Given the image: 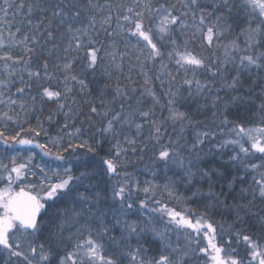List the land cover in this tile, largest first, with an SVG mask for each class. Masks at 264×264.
Segmentation results:
<instances>
[{
  "label": "snow or ice",
  "instance_id": "6c2138e0",
  "mask_svg": "<svg viewBox=\"0 0 264 264\" xmlns=\"http://www.w3.org/2000/svg\"><path fill=\"white\" fill-rule=\"evenodd\" d=\"M8 7V0H5ZM185 9H199V24L204 26L207 19L215 15V20L208 24L206 33L201 28V36L207 45L211 47L214 41H219L232 30V21L234 17L239 16L241 12L249 17L248 27L241 30V34L245 37L244 46L241 47L235 39L226 44L219 45L222 47V56H218L210 63H206V59L202 56H197L187 49V40L183 50L181 46L176 44V41L171 40L172 49L167 53L169 61L174 60L177 70L185 72L184 85L188 87V95L184 96L177 88L172 91L171 88L165 92L167 99L168 115L163 120H151L150 134L146 138V147L141 151L147 150V143L151 142L153 151L152 159L155 162L163 163L167 168L173 165L182 171V176L176 177L175 180L169 179L164 185L168 190L169 196L173 195V190L178 181L183 180L187 185L193 183L200 184L207 182V192H203L201 187H197L193 192V197L201 196L209 200L205 205V210L211 211L220 208L224 212L235 214V221L241 222L245 216L256 215L252 209L256 201L264 203V85H260L259 92H253L252 89L257 87L259 77L248 88L242 87L241 75L244 72H251L252 69L257 71L264 69V50H260L264 44V0H214L208 5L210 11L200 7L198 0H191V4H184ZM25 7L27 11L25 16L31 17L34 13H40V19L35 24H32L29 19V25L33 34L25 33L22 39H15L20 29L17 28L15 33H8L6 45L3 33H0V50L5 46L9 51H0V62H2L3 71L0 72L4 78L0 79V88H6L11 83V77L16 71L15 65L23 64L27 69L33 57L37 60H42L41 68L36 71H28L29 79L33 77L40 79L41 69L45 79H50L51 75L48 72L49 58L54 52L60 51V41L67 39V44L63 48L66 62L60 64L57 62L56 68L62 69L65 73H71L75 57L67 59L70 52L84 51V59L86 68L95 70L99 62L100 49L95 45L96 40L91 39L89 30L94 29L97 23L96 13L102 12L104 8L112 9V5L106 0L105 4L100 5L93 3V0H20L16 5L17 11L23 12ZM140 8V11H136ZM7 14V8L4 9ZM175 5L165 6L160 4L158 7H152V0H132L129 6L124 7L125 15L122 18L118 17L117 28L122 32L125 24L127 30L132 37L137 39V44H142L140 54L143 55L147 50L145 60L139 61L141 73L144 76L145 87L141 96H149L153 100V106L146 111L140 110L141 101L137 99L136 106L130 102L129 92L126 87H121L117 84L114 95L111 100L104 98V90L99 94V105L95 98L91 101H83L85 104H91L89 108V116L99 118L101 127L94 134L101 136V139L96 140L95 144H89L88 141H83L79 147H87V151L97 154L100 146L105 142L106 138H116L119 133L117 126L121 129L128 126L130 129L133 125L136 129V136L141 135L144 127L141 123H135L137 118L148 121L151 115H154V106L160 104L159 98L151 88L150 77L145 71V63L147 61H155L161 59L160 72L157 74V79L160 78L167 68L163 62V53L161 47L162 42L166 37L171 36L172 29L177 25H184L185 21L181 19L186 17L188 12L185 11L179 16L175 15ZM50 13L51 18L48 19L46 25L43 24L44 19ZM217 13H219L217 15ZM193 20L197 19L196 12H192ZM111 14L104 17L101 22V27L110 26ZM124 23H121L120 20ZM57 21L53 27L52 21ZM256 20L259 23L256 27H251V24ZM43 25V26H42ZM59 33V35H57ZM44 34L43 40L40 36ZM111 35V33H107ZM89 39L85 40L84 37ZM56 41L55 43H53ZM158 44L161 46L158 47ZM50 45V47H48ZM13 46L22 49L23 54L14 56L11 49ZM25 56L28 58L25 59ZM139 59V57H138ZM11 62V63H9ZM118 68L119 65H116ZM204 69L206 74L211 79L203 82L196 79L198 70ZM192 72V77L188 78V72ZM235 71V75H232ZM172 76V73H168ZM229 76L231 79L229 80ZM219 78L217 81L216 78ZM23 82V77L20 78ZM69 81L79 84L80 91L86 92L88 84L84 79H79L78 75H65L63 83L65 87L63 92L51 90L49 87H43L40 95L47 97L49 100H60L66 98L73 92V88L68 86ZM132 81L129 80V83ZM163 84V81L161 82ZM219 83V87L216 84ZM107 87V85L105 86ZM135 92L136 89L131 90ZM215 91V95L213 92ZM221 91L225 92L224 96L219 95ZM24 88L17 89V94L23 95ZM238 93L231 95V93ZM242 93H247L244 95ZM3 93L0 92V96ZM203 97L205 104L200 107H206L207 103H211L213 109L214 120L223 116L218 122L220 131L223 132L227 128V134L231 137L216 144V149H223L228 146H233L234 154L228 158V163L233 165V171L240 172L241 175H233L227 182V191H216V185L219 180L226 178V174L220 168L210 164L205 157L208 153L203 151V145L206 141L214 138L217 133L208 128L203 131L195 132L194 142L189 145L185 139V131L188 128H198L200 124H206V121H193L187 111H181V106H187L194 98ZM257 99L259 102L257 103ZM35 100V97H33ZM18 101L8 98L0 100V104L8 106L17 105ZM73 104L77 101L73 98ZM119 105V108L116 107ZM247 106L254 105L256 112L254 118H258L259 124L255 127H244L243 123L230 121L227 118V112L230 106ZM19 107L24 110L26 105L23 100L19 101ZM65 104H59L62 110ZM165 105L161 104V108ZM71 108V105H69ZM138 114V117H137ZM0 115L6 116L7 113ZM71 115V112H65V117ZM11 119V117H9ZM94 126L95 121H90ZM167 124H171L173 132L171 135L167 132ZM67 126V125H65ZM178 126V128H177ZM165 130L162 132L161 129ZM79 132V129H77ZM3 133H0L2 136ZM17 136L5 137L4 144L11 146L9 141L18 144H30V140H18ZM70 135H75L70 134ZM168 135L167 141L163 137ZM175 136V139H172ZM124 142L132 147L133 153L137 150L136 139H131L127 136ZM245 143H250V148L245 147ZM71 147V145H70ZM112 148L115 152H112ZM108 150V156L102 158V166L105 167L106 173L109 175L116 174L119 157L126 151L121 146V141L117 139L115 145ZM238 148V150H236ZM212 150L209 149V152ZM256 153L261 154L259 163L249 162L255 157ZM50 155V153H45ZM111 157V158H109ZM63 156L57 155L56 159H63ZM15 163V161H13ZM7 171L6 165H0ZM28 169V164L23 163L11 168L7 176L8 185L4 189H0V258L4 264H123L124 260H128V264H186V261L191 258L199 260L200 255H206L212 261V264H245L242 257L237 258L236 249L222 247L217 243L216 229L212 223L205 220V214L202 213L196 217L195 222L191 218L194 214L191 209L184 208L177 211L175 208H168L167 205H161L158 209H153V212H159L161 217L167 216V223L164 230H159L155 227L149 229L147 224H142L137 220L123 219V217L135 215L136 205L134 202L125 203L126 199L130 201L127 195L129 188L127 182L119 188L113 187L111 190V198L106 194L105 190H94L100 187V181L97 176L96 168H88L85 164L84 171L79 176L67 175L63 178L60 174L54 173L57 182L49 183L47 186L42 185L45 191V196L40 197L39 194L32 195L21 189L19 192H12V185L24 176ZM43 171V169H41ZM71 169H65V174ZM15 173V179L11 175ZM249 173H252L251 179H248ZM3 177H0V181ZM87 181V184L84 182ZM240 187L237 190V182ZM79 182V183H77ZM83 186L84 191H78L79 187ZM150 188H144L145 193L149 192ZM235 193V195L233 194ZM232 197L231 202L229 197ZM179 202L186 203L190 198L176 197ZM65 201V206L56 208L55 211L48 214L47 219L40 217L47 212L46 204L52 201L55 204L57 201ZM157 203H159L157 201ZM118 204V207H117ZM147 207V202L141 200L139 208L142 211ZM111 223V227H109ZM259 223L264 227V216H260ZM96 225V227H93ZM231 227V225H230ZM75 229L72 231L71 229ZM112 229H119L121 236H108ZM192 230L197 235L192 236ZM48 231L47 240L49 241L47 249L45 244L36 245L32 243V239L42 233ZM151 231L154 236L159 238L161 242L160 255L156 257H147L144 255L148 249L144 248L140 241L146 239L145 233ZM183 231L187 236V243L181 246L177 243L172 245L169 239L171 231ZM68 232L65 236L64 233ZM13 232L24 234V241H20L13 235ZM203 233V240L207 241L204 247H200L202 242L200 234ZM236 242L241 241L246 246V253L249 257V264L259 260V264H264V246H261L257 241H254L250 235L241 237L240 231L236 232ZM105 237L110 242L106 247ZM135 239L137 246L132 247V241ZM16 242L13 243L12 241ZM73 251L67 255L61 256V246L67 242H73ZM232 240H228L226 244L230 246ZM111 249L110 251L108 249ZM199 248L197 253L196 249ZM75 257H79L77 260Z\"/></svg>",
  "mask_w": 264,
  "mask_h": 264
},
{
  "label": "trees",
  "instance_id": "16d2710c",
  "mask_svg": "<svg viewBox=\"0 0 264 264\" xmlns=\"http://www.w3.org/2000/svg\"><path fill=\"white\" fill-rule=\"evenodd\" d=\"M159 1H162L166 4L169 3L170 5L173 4L177 8H180L182 11H187L189 15H192V12H196L197 19L186 21V24L183 26V28H187L183 31L186 37L190 39V46H198L199 49L203 52L202 57L206 59V63H210L215 60L218 56H221V52L223 49L222 47H217V44L223 45L235 39L241 47L244 46L245 37L243 34H241V30L248 27L249 17L243 14V12H241L239 16L234 17V19L230 21V23H232L233 25L232 30L225 36L221 37L219 41H214L213 45L209 47L201 36V28L206 33V28L208 25L205 24L204 26H201L199 24V9L191 7L189 9H185L183 6L184 4L190 5L191 0H152V6ZM86 2L87 0H85V3ZM105 2L106 0H93V3L100 5L105 4ZM107 2L112 5V9L104 8L102 12H97V23L95 25V28L89 30V35L91 39L97 41L95 46L100 49L99 62L96 65L95 70L102 68L101 76L99 75L98 78H95L96 72L95 70H92L94 72V78L93 80H89V82L87 81V79L89 78H87L88 73H86L84 69L85 61L84 59H82V57L84 56L83 50H81L80 52L73 51L68 54L67 59H72L73 57L76 58L73 63L71 73H65L62 69L56 68L57 62H59L60 64L66 62L63 48L67 44V39L60 41V51L54 52L53 55L49 58L48 72L51 75L50 79L44 78V73L42 69L40 79H36L34 77L32 79H29L28 71H36L38 68H41V65L43 63L42 60H37L35 57L32 58L31 63L27 69L23 64L15 65L16 71L11 77V83H9L6 88H0V92L3 93V96L18 101L17 105L11 106L12 108H9L8 110L5 107L6 104H0V114L7 113L6 116L0 115V117H2V119L0 120V133H3V135L0 136L1 138L16 135L17 133H19L20 135L26 134L38 136L41 139V144L45 146V149H48L53 153L63 156L66 160H70L72 162V168L74 170L77 169V171L79 170V165H82L84 168L85 164H87L88 168L91 169L93 168V164L95 162L97 163V165L102 163V158L108 156V145L111 143L112 139L114 141H117V139H123L122 136H119L118 138L105 139V142L98 149L97 154L88 152L87 147H79V145L83 141H88L89 144H95L96 140L101 139V136L99 135L94 136V134L97 132V129L101 127L99 118L95 116H89V108L91 107V104H85L83 103V101H91L95 98L97 105H99V94L102 89L104 90V98L109 100L108 98L112 97L111 95L116 88V86L114 85L116 80L117 84L119 83L121 87L140 88L142 84L145 85V78L141 73L139 61L145 60V57L148 54L147 50L144 51L143 55L140 54V50L143 45L137 44V39L130 35L127 30L126 24L122 32L117 28L118 17L122 18V16L126 14L124 12V7L129 6L132 3V0H107ZM19 3L20 0H8V5H12V7H8L5 4V0H0V33H3L6 45L10 42L8 40L9 32L15 33L17 31V28H19L20 31L15 37V39L17 40L22 39L25 33L32 35L33 32L28 21L29 19H31L32 24H35L37 20L40 19L41 14L38 12L34 13L31 17L25 16L24 13L27 11L26 7L23 12L17 11L16 5H18ZM198 3L200 7L206 8L209 11L211 10L208 5H210L212 2L208 0H198ZM5 8H7V14H5ZM135 10L140 11V8H136ZM109 14H111L112 16L110 26L106 25L105 27H101V22L103 21L104 17ZM218 14L219 13H217V15ZM50 18L51 16L49 13L48 17L44 19L43 24L46 25L48 23V19ZM207 20L208 23L211 24L215 20V15L209 17ZM120 22L124 23L122 19L120 20ZM52 23L53 27H55L57 21L53 20ZM257 23H259V20H256L254 23H252L251 27H256ZM191 30L193 33L189 32ZM107 33H111V35H107ZM57 35H59V33H57ZM43 38L44 34L40 36L41 40H43ZM84 39L87 40L89 39V37L86 36L84 37ZM55 42L56 41H54L53 43ZM48 47H50V45ZM260 50H264V44L261 45ZM0 51H9V48L5 46V48ZM11 51L14 56H20L23 54L22 49L16 46H13ZM27 58L28 57L25 56V59ZM116 65H119V67L117 68ZM82 70H84L85 77L87 78H85V80L89 86L86 92H81L79 84L70 81L71 84L69 85V87L73 88V92L69 94L66 98L60 99L59 101L56 99L49 100L47 97H42L40 95L43 87H49L51 90H58L63 92V89L65 87V84L63 83L64 76L78 75V78L81 79L83 77L81 75ZM2 71V62H0V72ZM145 71H147L148 76L150 77V80L152 82L155 70L154 68H152V64L150 61H147L145 63ZM198 71H202L203 73L205 72L204 69H200ZM190 74L192 75L191 71H189L188 75ZM235 74V71H232V75ZM178 75L179 77H181V73H179ZM21 77H23V82L20 79ZM258 77V85L257 87L253 88L252 91L259 92L260 85H264V69H261L259 71H257L256 69H252L250 73L244 72L241 75L242 87L248 88L255 81H257ZM3 78L4 77L0 75V79ZM208 79H211V77L208 76ZM216 79L217 81L219 80L218 77ZM230 79L231 76H229V80ZM129 80H131L132 82L129 83ZM172 83L174 84L175 82ZM106 85L107 87H105ZM19 88L25 89V92L22 96L17 94V89ZM155 91L156 96L159 98V100L161 99L160 104H158V106H154V115H151L148 121L144 122V132L151 128V120H163L164 117L165 108H161V104H163L164 100V92L161 90L160 87H158V90ZM237 94L238 93L235 92L231 93V95ZM242 94L247 95V93ZM219 95L224 96L225 92L221 91ZM33 97H35V100H33ZM73 98L77 101L76 104L72 103ZM20 100H23L26 105L24 110H21V108L19 107ZM258 102L259 100L257 99V103ZM59 104H65V107L61 110L59 108ZM195 104L196 103L194 102L191 103V106H189V104L186 106L189 109L192 108V110L181 111H187L192 117L193 121H196L197 119H202L203 121H206V128H210L217 133L214 138L204 143L203 151L205 153H208L205 159L210 164H213L215 167L223 170L226 174L225 179L219 180L217 182L216 191H220L222 187L224 191H227L228 180L231 179L233 175L239 176L241 175V173L233 171V165L231 163H228V158L234 153L229 152V149H216L215 147L216 144L222 141L221 139L224 138L226 133L221 132L220 128L218 127L219 120L223 119L224 117L220 116L218 119L214 120L213 112L216 111V109L209 107L208 110H202L201 114L199 110H196L193 107ZM69 105H71V108H69ZM143 105L147 108L146 110H148L149 107L153 106L147 105L146 101L143 102ZM69 111L71 112V115L68 116L66 119L65 112ZM255 112L256 109L254 105L230 106L229 111L227 112V118L230 121L243 123L244 127L251 125L255 126L259 124L258 118H254L253 114ZM200 114L203 115L202 118L200 116L198 117V115ZM9 117H11V119H9ZM90 121H95L94 126L90 123ZM231 126V124L226 126L224 130H227V128H230ZM77 129H79V132H77ZM193 132H188L187 139L191 141L186 140L187 143H189L190 145L194 142L195 139ZM73 133L75 135H70ZM50 136L52 138L61 137V144L58 147L53 145L49 146L48 144L46 145L45 143L47 142H45V140L47 139V137ZM173 138H175V136H173ZM135 139L137 141L136 145H134V147L137 149L135 153H133L132 151L133 146H130L124 141H121V146L127 150V155H130L131 153V156H129V163H132V161L135 160H141L145 156L146 158L151 159L153 157L151 142L147 143L146 151H141V149H144L146 147V141L145 144H142L143 139H146L145 133L140 135V137H135ZM209 149H211L212 151L209 152ZM260 159L261 155L257 154L249 162L259 163ZM81 162H83L84 164H82ZM141 162H138V166L141 164ZM97 176L100 181V187L102 185L106 186V184L101 183V174L97 173ZM251 176L252 173H249V180L251 179ZM151 179L152 178H150V176L146 175L144 176L143 181L139 183L143 189L146 187L150 188L151 190L149 192L145 193L143 190H141L140 192L137 191L136 194H134L135 197H131L130 201L126 200L125 202L139 203L141 200H145L147 202V205L155 209H158L163 203L168 204L170 208L175 209L188 207L191 209L192 213H197V215L199 216L204 213L206 219L216 220V222H218V224L223 227L222 232L225 238L230 236L232 238V241H236L235 234L237 231H240L241 237L243 235H250L254 241H264V227H262L259 223L260 216H264V203L256 201L252 209V212L256 213V215L245 216L241 222L234 223L235 214L233 213L224 212L220 208L206 212L205 205L209 203V200L204 199L202 197L198 199H193L192 194L194 191H182L187 187H179L181 188V190H178V187L176 186V188H174L173 190V195L169 196L168 190L165 189V184H163L161 180H158V184H154L150 182ZM202 184L204 185L203 187H201L202 189H204L202 191L207 192V182H202ZM153 186L157 187L154 188ZM240 186L241 185L238 181L236 185L237 190ZM233 194L235 195V193ZM176 196H189L190 199H188L186 203H181L177 199H175ZM231 199L232 197L230 196V202ZM157 201L159 203H157ZM242 243L243 242H240L239 244L236 243L239 249H241L240 247H242ZM241 253L243 254L244 251H241Z\"/></svg>",
  "mask_w": 264,
  "mask_h": 264
},
{
  "label": "rangeland",
  "instance_id": "374dc122",
  "mask_svg": "<svg viewBox=\"0 0 264 264\" xmlns=\"http://www.w3.org/2000/svg\"><path fill=\"white\" fill-rule=\"evenodd\" d=\"M206 1V0H205ZM210 2H214V0H208ZM237 3H239V0H237ZM160 4H164L165 6H172L169 3H163L162 1L157 2L155 5H153V8L158 7ZM176 8V11L174 12L175 15H180L181 13L185 12L182 11L180 8ZM182 20L185 21H190L193 20L192 15L188 13V15L186 17L182 16L181 17ZM184 24V25H185ZM207 25L208 20H207ZM184 25H180L177 24L171 32V36L170 37H166L165 40L162 42L163 46L161 47V51L164 54L163 55V62L167 65V68L165 69L164 73L162 75H160V78L157 79V74L160 72V64H161V59L157 58L154 62L150 61L152 64V68H154L155 70V74L154 77L152 79V82L150 83L151 88L154 90L155 94L156 91L158 90V87L161 88V90L164 92V100H163V104L165 105V111H164V117L163 119L168 115L167 112V99L168 97L165 96V92H167L169 90V88H171L172 91H176L177 88H180V91L182 92V94L184 96L188 95V87L187 85L183 84V81L185 79V72L183 70H179L177 72V66L175 65L174 60L169 61L168 57H167V53L172 49L173 45L171 44V40H175L177 45L181 46V50H183L184 45H185V41L187 40V49L189 51H191L193 54L197 55V56H202L203 52L199 49L198 46H190V39H188L184 33V29H186L187 27H184ZM207 31V28H206ZM191 33V31H189ZM206 42V41H205ZM189 44V45H188ZM207 44V42H206ZM161 45L158 44V47H160ZM223 52V50H222ZM222 52H221V56H222ZM85 72L88 73V77L89 79H87L85 77L84 74V70H82L81 75L83 76L81 79L85 78L87 79V81L89 82V80H93L94 78V72L91 69H87L86 68V63H85ZM96 74H95V78H98L99 75L101 76L102 73V68H99L98 70H95ZM172 73V76H169L168 73ZM201 72V73H199ZM179 73H181V77H179ZM189 73V72H188ZM192 75H188V78H191ZM196 79L201 80L202 82L204 80L208 79V75L206 74V72H202V71H198L196 74ZM86 81V80H85ZM163 81V84L161 83ZM172 82H175L174 84ZM71 84V82L69 81L68 86ZM115 86H117V80L115 81ZM220 85L217 84L216 87L218 88ZM147 87L144 84H142V86H140V88H135L136 91L132 92L131 90L134 87L131 88H127L128 92H129V97H130V102L133 104V106H136V101L137 99H139L141 101L140 103V110H146L147 108L143 105V102L146 101L147 105H153V100L151 97L149 96H141V92L142 90ZM114 95V92L112 93V97ZM213 95H215V92H213ZM112 97H109L108 99L111 100ZM9 97L6 96H0V100H6ZM161 100V99H160ZM194 101H190L189 102V106H191V103H196L193 107L196 110H199L202 114V110H208L209 107L211 106V103H207L206 107H200L201 105L205 104V100L203 97H199V98H194ZM156 106H158V104H156ZM5 107L7 108V110L9 108H12L11 106H8L7 104L5 105ZM117 108H119V105H116ZM186 106H181L180 110H192L189 108H185ZM198 115V117L200 116L202 118L203 115ZM197 116V115H196ZM138 117V114H137ZM197 117V118H198ZM2 119V117H0V120ZM196 121H203L202 119H197ZM144 120L137 118V120L135 121V123H141L144 124ZM257 126V125H255ZM255 126H246V128L248 127H255ZM167 132L169 133V135L172 134L173 130L171 127V124H167ZM206 126L204 123L200 124L198 128L193 127V128H188L185 131V139L187 141H191L188 138V132L190 133L191 131H203L206 130ZM150 131V128L148 129ZM146 130V132H144V129H142V134L145 133V138H147L150 134V132ZM165 129H161V131L163 132ZM117 132L119 133V135L116 137L118 138L119 136H122L123 139H121L120 141H124L125 136L131 138V139H135V137H140L136 136V129L135 126L133 125L130 129L128 128V126H124L122 129L117 126ZM195 132H193L194 137H195ZM225 133L224 138H222L221 140H225V139H230L231 137L227 134V130H224L223 133ZM17 136L16 135H12V136H7V137H14ZM22 136H32L33 139L36 141V145L33 147H29V148H21V149H17L16 148V144L15 142L9 141L10 143V147L6 146L4 144V139L5 137H0V145H1V149H0V165H6L7 166V171L3 168L0 167V177H3V180L0 181V189H4L7 187L8 185V181H7V176L9 175V172L11 170L12 167L19 165V164H23V163H27L28 164V169L25 172L24 176L21 177V179L19 181H17L15 184L12 185V192L16 193L17 190L20 187L26 188L28 190H31L32 192H34L36 195L39 194L40 197H44L45 196V191L42 189V185L47 186L49 183H55L57 182V178L54 176V173H59L61 177L63 178H67V175H71V176H79V174L84 171V168L82 165H79V170L77 171V169H73L72 165H71V161L70 160H66L65 158L63 159H56V156L59 154L53 153L51 151H49L48 149H45V146L43 144H41L40 142V138L38 136H34V135H26V134H22L19 135L17 137L20 138ZM106 139H110V138H106ZM169 139V136L166 135L163 137L164 141H167ZM172 139L173 138L172 136ZM212 139V138H211ZM146 139H143L142 144H145ZM46 145L48 144L49 146L53 145L58 147L62 140L61 137H57V138H52L47 137V139L45 140ZM117 141H114L112 139L111 143L108 145L109 148H112L113 145L116 144ZM127 144V143H126ZM189 144V143H188ZM190 145V144H189ZM245 147H249L250 148V143H245ZM125 149V148H124ZM223 149H229V152L234 153L233 151V146H228L226 148ZM238 150V148L236 149ZM75 152V151H74ZM73 152V153H74ZM112 152H115V149L112 148ZM45 153H50V155H46ZM261 155L260 153H256L255 155ZM61 156V155H60ZM130 155H127V150L119 157V160L117 161L118 163V168H117V172L116 174H112L109 175L106 173L105 167L102 166V163L98 164L95 161H91V162H95L93 164V168H96V171H98L97 173L101 174V178H102V182L106 184V186H101L98 189H94V190H105L106 193L108 194V197L111 198V190L113 187L115 188H119L121 185L125 184V182H127L128 188H129V192H128V196L130 197H135L134 194H136L137 191H141L143 190V188L140 186L139 183H141L144 179V176H150V178H152L150 180L151 183L154 184H158V180H161L163 182V184H166L169 179H173L175 180L176 177L178 176H182V171L178 168H176L173 165H169L167 168L165 167V165L163 163H159V162H155L152 158L148 159L145 157H143L141 160H135L132 161V163H129L130 161ZM150 156V155H148ZM85 158V157H84ZM89 158V157H87ZM73 160V159H72ZM15 161V163L13 162ZM82 161V160H79ZM142 161V162H141ZM138 162H141V164L138 166ZM82 164H84L83 162H81ZM77 164V163H75ZM41 169H43V171H41ZM65 169H71L70 172H68L67 174H65ZM11 175L13 176V178L15 179V173H11ZM79 183V182H77ZM88 182L85 181L84 184H87ZM197 183H193L192 187H189V185H187L183 180L178 181L176 186L178 187H187V188H197V187H203L204 185L202 183L197 184ZM175 186V188H176ZM195 186V187H194ZM154 188L157 186H153ZM141 188V189H140ZM78 191H84V187L81 186L77 189ZM177 190V189H176ZM178 197V196H176ZM175 197V199H176ZM128 200V199H126ZM178 200V199H177ZM126 203V202H125ZM140 203V202H139ZM139 203L136 202L134 203L136 205L135 208V215H131V216H127V217H123V219H128V220H137L139 221L142 226L144 224H147L149 229H152L153 227L159 229V230H164L165 229V225L167 223V216H163L161 217V214L159 212H153L152 210L155 209L149 205H147L146 208H144L142 211L139 208ZM162 205H167L168 208L169 205L163 203ZM183 205V204H181ZM65 206V201L60 200L57 201L55 204H53L52 201H48L46 204V209L47 212H45L44 215L41 216V219H47L48 218V214L55 211L56 208H60V207H64ZM118 207V204H117ZM177 211H181L182 209H176ZM3 212V209H0V213ZM197 215H193L191 218L193 219V222H195ZM163 222V223H162ZM93 227H96V225H93ZM109 227H111V223H109ZM72 231H75V229H71ZM189 232H191L192 236L193 235H197L195 232H193L192 230H188ZM13 235L15 237H17L20 241H24V234L20 233V232H13ZM65 236L68 235V232L66 231L64 233ZM201 235V234H200ZM48 236V231L44 230L42 233L37 234L33 239H32V243L39 245L41 243L45 244V248L47 249L49 241L46 239ZM108 236H115L117 238H119L121 236V232L119 229H112L109 233ZM145 237L146 239H142L140 241L141 245L148 249V251L146 253H144V255L147 257H156L158 258L160 253V247H161V242L159 241V238L154 236L153 233L149 230L148 232L145 233ZM169 239L171 240V243L173 246H175L177 243H179L181 246L185 245L187 243V236L185 234V232L180 231L177 232L175 230L171 231L169 233ZM257 241V240H256ZM13 243H15L16 241L13 240ZM105 242H106V247L108 245V243H110L107 240V237H105ZM242 242V241H241ZM261 246H264V241H257ZM132 243V247L135 248L137 246L135 239H133ZM73 242H67L65 245L61 246V251H60V255L64 256L67 255L68 252H72L73 249ZM201 245V243H200ZM199 245V246H200ZM241 251H244V255H243V259L245 261V264H249V257L246 253V246L244 243H242V247H240ZM109 251L111 250L110 248L108 249ZM197 253L199 252V248L196 249ZM201 258V255H200ZM199 258V260L196 261L195 258H191L188 259L186 261V264H200L201 259ZM75 259L79 260V257H75ZM0 264H4V261L2 258H0ZM71 264V262H70ZM123 264H128V260L125 259ZM252 264H259V260L257 259L256 261H253Z\"/></svg>",
  "mask_w": 264,
  "mask_h": 264
},
{
  "label": "flooded vegetation",
  "instance_id": "af4514ba",
  "mask_svg": "<svg viewBox=\"0 0 264 264\" xmlns=\"http://www.w3.org/2000/svg\"><path fill=\"white\" fill-rule=\"evenodd\" d=\"M196 189L197 188H185V189H183L182 191H186V192H191V190L192 191H196ZM178 190H181V188H179ZM202 190H204V189H202ZM182 197V196H181ZM184 198H189V196H187V197H184ZM198 198H201V196H195V197H193V199H198ZM203 198V197H202ZM192 199V198H191ZM205 199V198H204ZM183 209L184 208H188V207H182ZM181 208V209H182ZM188 209H190V208H188ZM194 215H197V213H193ZM199 215H197V217H198ZM205 220L208 222V223H212L213 224V227L216 229V235H217V243H218V245H220V246H222V247H227V248H229V250L230 249H236V251H237V258H240V257H242L243 258V255L244 254H242L241 253V251H240V249H239V247L236 245V241H232V243H231V245L230 246H228L227 244H226V242L228 241V240H230V239H232L230 236H228V237H226L225 238V236L223 235V230H222V226H220L219 224H218V222H216V220H209V219H206L205 218ZM196 235H193V237H195ZM200 238H201V240H202V242H201V245H200V247H204L205 245H206V243H207V241H204L203 240V233H201V235H200ZM201 261H200V264H212V261L209 259V257L208 256H206V255H203V254H201ZM197 261V260H196ZM195 264H197V263H195Z\"/></svg>",
  "mask_w": 264,
  "mask_h": 264
},
{
  "label": "water",
  "instance_id": "95a60500",
  "mask_svg": "<svg viewBox=\"0 0 264 264\" xmlns=\"http://www.w3.org/2000/svg\"><path fill=\"white\" fill-rule=\"evenodd\" d=\"M18 140H30L31 141V143L30 144H18V143H15L16 144V147L17 148H29V147H33V146H35L36 145V141L33 139V137L32 136H29V137H27V136H22V137H20V138H18ZM21 189H23L25 192H29V193H31L32 195H36L34 192H32L31 190H28V189H26V188H23V187H20L18 190H17V192H19Z\"/></svg>",
  "mask_w": 264,
  "mask_h": 264
}]
</instances>
